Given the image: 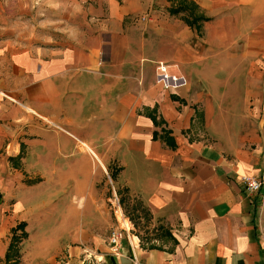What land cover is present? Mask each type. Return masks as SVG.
Masks as SVG:
<instances>
[{"label":"crops","instance_id":"1","mask_svg":"<svg viewBox=\"0 0 264 264\" xmlns=\"http://www.w3.org/2000/svg\"><path fill=\"white\" fill-rule=\"evenodd\" d=\"M175 1L0 0V264H264V0ZM106 177L160 247L109 245Z\"/></svg>","mask_w":264,"mask_h":264},{"label":"rangeland","instance_id":"2","mask_svg":"<svg viewBox=\"0 0 264 264\" xmlns=\"http://www.w3.org/2000/svg\"><path fill=\"white\" fill-rule=\"evenodd\" d=\"M177 3V7H179L180 5H182L184 11L182 14L177 15L176 17L181 18V20H185V21H190L191 17H192V13L196 14V10L193 8L192 4H190V2H188L187 0H176L175 1ZM170 8L167 7L165 9L162 8H153L151 10L150 13H145L142 17H139L138 21H141L142 23H144V21H148V20H153L156 21L159 17L165 16L168 14V10ZM164 53L167 51H163ZM81 167H83L82 165H86L84 163V161H80ZM88 170V172L90 173V175L93 177V179H96L99 176L100 173V169L98 166L93 165L92 163H89L86 167L84 168H77L76 170ZM109 175L112 176V173L110 171V173L108 172ZM108 175V176H109ZM115 188V184H111V182L109 181V179L106 177L104 179V183L99 186V191H105L107 193V197L109 199H107L105 201V206L108 209V213H109V222H110V229H112L113 227L116 226V219L114 217V206H116V198H115V194H114V189ZM107 188V190L105 189ZM120 196H118V202H119V206L122 209V212L125 216L126 219H128L132 225H133V231L132 233L136 236L139 237L140 241L147 244L148 246H155V247H160V241L162 239H165V233L163 231L160 230L158 223L155 222L154 220H152V216L149 215V211L146 208H143V206L137 202L136 200L133 201V199H131L130 201L126 198L123 197L121 198V196H124V194H122V190L119 191ZM73 204H76V201H72ZM121 204V205H120ZM73 208V207H72ZM58 217V215H56ZM82 218H84L82 220ZM72 222L77 221V222H81L83 223L84 221V226H83V234H91V232H87L86 230L89 228V226L93 225H101L100 222H98V218L95 216H88V217H81V216H76V217H71ZM36 218H34L32 221V226H34L36 224ZM45 224H50L53 223V219L52 217H47L45 222ZM86 223V225H85ZM90 223V224H89ZM28 224H30V221L28 222ZM25 225V224H24ZM88 225V226H87ZM27 226V224H26ZM87 226V228H86ZM48 227V226H47ZM85 227V228H84ZM108 227V226H107ZM99 228V227H98ZM21 232H19L16 235V239L15 240H26L28 233L25 232V229H20ZM79 234V231H72L71 235H75ZM62 235V234H61Z\"/></svg>","mask_w":264,"mask_h":264},{"label":"built area","instance_id":"3","mask_svg":"<svg viewBox=\"0 0 264 264\" xmlns=\"http://www.w3.org/2000/svg\"><path fill=\"white\" fill-rule=\"evenodd\" d=\"M157 72L158 81L161 82L163 87L167 90H176L186 85L185 79L171 75L168 72V66L165 64L159 63L157 66ZM240 181L243 189L249 194L258 192L262 187H264V168L258 177L244 175L240 178ZM261 199L264 200V195L261 196ZM114 208L113 214L116 219V226L109 232V245L116 248L123 240H126L130 247L137 245L138 241L136 242V238L132 235L133 228L130 221L125 218L122 209L119 206L118 200L116 201V206H114Z\"/></svg>","mask_w":264,"mask_h":264},{"label":"trees","instance_id":"4","mask_svg":"<svg viewBox=\"0 0 264 264\" xmlns=\"http://www.w3.org/2000/svg\"><path fill=\"white\" fill-rule=\"evenodd\" d=\"M179 10L181 11V10H183V9H179ZM24 226H25L24 224H20V225L14 230V232H15L16 230H18V229H23ZM15 239H16L15 236H13V237H12V240L15 241Z\"/></svg>","mask_w":264,"mask_h":264},{"label":"bare ground","instance_id":"5","mask_svg":"<svg viewBox=\"0 0 264 264\" xmlns=\"http://www.w3.org/2000/svg\"><path fill=\"white\" fill-rule=\"evenodd\" d=\"M86 149V148H85ZM90 153V152H89ZM101 165V164H100Z\"/></svg>","mask_w":264,"mask_h":264}]
</instances>
